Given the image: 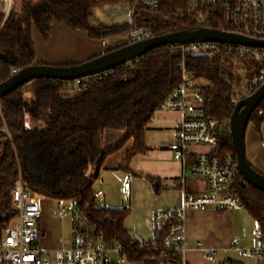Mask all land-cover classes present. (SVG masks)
<instances>
[{
    "label": "trees",
    "instance_id": "16d2710c",
    "mask_svg": "<svg viewBox=\"0 0 264 264\" xmlns=\"http://www.w3.org/2000/svg\"><path fill=\"white\" fill-rule=\"evenodd\" d=\"M16 3L5 22L0 15V53L4 55L0 60V83L12 78L13 70L20 72L36 65L33 32L38 31L48 43L54 23L85 32L97 41L124 36L140 28L150 29L153 38L201 28L197 14L189 12L187 0H164L157 12L138 5L131 24L102 29L90 25L94 10L106 4H130L129 0H22L19 6ZM226 11L223 5L205 9L206 27L234 32L227 23ZM236 60L243 62L247 82L261 71L260 63L250 57L238 59L226 53L184 55L179 46H167L151 51L138 62L121 66L77 95L67 94L77 91L73 81L41 80L1 98L10 138L2 131L4 124L0 118V239L15 216L11 193L21 175L30 190L46 199L77 201L85 216L104 232L108 244L127 247L132 240L124 226L129 212L99 208L94 196L93 187L106 159L130 139L134 140V146L122 169L134 157L146 153L148 122L161 102L181 84L182 66L209 99L207 116L220 123L222 138L218 153L236 156L230 130L238 103L234 99L236 86L240 83L234 72ZM250 122L257 129L264 124V100ZM106 130L127 135L116 147L105 150ZM241 181L236 169L232 194L264 232V193L250 185L242 186ZM160 246L155 253L138 252L128 255V259L155 264L179 260L169 253L164 257Z\"/></svg>",
    "mask_w": 264,
    "mask_h": 264
},
{
    "label": "built area",
    "instance_id": "2783aa9c",
    "mask_svg": "<svg viewBox=\"0 0 264 264\" xmlns=\"http://www.w3.org/2000/svg\"><path fill=\"white\" fill-rule=\"evenodd\" d=\"M16 0H0V15L8 19ZM164 0H129L132 13L141 5L151 12H157ZM190 13L197 14V23L206 27L203 11L214 5L226 8L227 23L235 34L247 38L264 41V0H187ZM153 38V32L147 28L134 29L129 33V44L139 43ZM184 55L188 53H226L238 59L250 57L261 65L260 73L247 82L245 96L249 97L264 86V49L249 48L219 43H197L179 46ZM139 59L135 61H139ZM133 63V62H131ZM131 63L127 64L130 65ZM183 80L181 84L158 107L157 111L177 112L183 120L177 126L175 142L170 146L176 158L185 162L192 147H207L211 152L198 154L193 175L202 179L208 192L194 199H187L177 209L159 210L154 217V236L149 241L131 240L127 247L111 246L106 241L104 232L100 231L81 211L77 201L71 200L72 209L58 207L59 215H72V242L66 250L47 251L41 246L43 235L40 224L43 210L40 204L42 196L28 188L20 175L12 193L14 218L3 231L0 239V264H111L112 254L120 255V262L125 263L128 255L138 252L155 253L160 247L166 254L179 258L177 262H159L158 264H188L186 260V222L189 211L218 208L225 211L243 209L240 200L232 194L231 186L236 174L237 160L233 154L218 153L222 130L218 120L206 114L209 99L200 91L196 82L190 79L185 67L181 68ZM114 70L95 76L73 81L77 92L87 91L94 81H101ZM19 72L13 70V75ZM126 80V78H125ZM0 118L3 121L2 131L10 138L8 128L3 119L0 105ZM130 182L122 191L128 194ZM97 205L101 206L103 195L95 193ZM257 245L248 250L247 255L257 257L264 264V240L260 232H256ZM153 259V257H152Z\"/></svg>",
    "mask_w": 264,
    "mask_h": 264
},
{
    "label": "crops",
    "instance_id": "0c3cea01",
    "mask_svg": "<svg viewBox=\"0 0 264 264\" xmlns=\"http://www.w3.org/2000/svg\"><path fill=\"white\" fill-rule=\"evenodd\" d=\"M132 14L129 3L106 4L94 10L90 25L95 29L128 25L132 23ZM33 40L37 53L36 65L71 66L127 46L129 34L97 41L90 39L85 32L72 31L65 24L54 23L48 43L36 30ZM183 117L177 112L157 111L147 125L146 153L134 157L129 166L122 169L128 152L134 146V140H128L106 159L94 184V192L103 195L99 208L129 212L124 226L132 240L149 241L153 238L157 211L180 208L185 200L208 192L206 183L193 175L192 168L198 154L211 152V149L192 147L185 162L176 158L170 149ZM126 135V132L106 130L103 148L109 150L116 147ZM245 148L251 167L264 176V124L257 129L250 122L246 130ZM127 182H130V190L125 194L122 189ZM156 189H159V193ZM45 199L42 197L40 200L43 219L45 215L49 216L44 205ZM56 213L55 217H58V210ZM43 219L40 228L45 238L44 230L53 233L55 226L53 229V224L47 221L43 224ZM256 232H260L264 240V232L244 208L239 211L218 208L189 211L186 222L187 263L263 264L260 258L247 255V251L257 245ZM120 260V255L114 252L111 264H155L137 259H128L125 263Z\"/></svg>",
    "mask_w": 264,
    "mask_h": 264
},
{
    "label": "water",
    "instance_id": "95a60500",
    "mask_svg": "<svg viewBox=\"0 0 264 264\" xmlns=\"http://www.w3.org/2000/svg\"><path fill=\"white\" fill-rule=\"evenodd\" d=\"M197 43H219L249 48L264 49V41L244 37L239 34L210 28L194 31H181L162 37H154L139 43L130 44L81 64L71 66L35 65L20 71L8 81L0 83V99L17 89L35 81L51 80L71 82L101 73L116 70L123 65L134 62L151 51L167 46H186ZM4 55L0 53V60ZM264 100V86L249 97L240 100L230 120V130L237 160V171L241 176L242 186L250 185L264 193V176L256 172L246 157L245 136L251 117Z\"/></svg>",
    "mask_w": 264,
    "mask_h": 264
},
{
    "label": "rangeland",
    "instance_id": "374dc122",
    "mask_svg": "<svg viewBox=\"0 0 264 264\" xmlns=\"http://www.w3.org/2000/svg\"><path fill=\"white\" fill-rule=\"evenodd\" d=\"M22 0H18L16 4L20 5ZM11 14V13H10ZM3 16V15H1ZM3 20H5V16H3ZM234 72L237 77L240 79V83L236 86V95L235 100L239 101L238 98L246 97L245 96V88L247 85V79L245 78V67L242 61L236 60L234 61ZM68 95H77L78 92L67 93ZM45 208L49 211V216L45 215L43 219L44 222H49L53 224V229L55 226V232H50L48 230H44L46 233L45 238L41 240V246L47 248L51 251H58V250H66L70 248L72 242V215L61 216L58 214L56 216V212L58 210L59 205H62L64 208L69 210L72 209V203L70 201H54L51 199H45L44 201Z\"/></svg>",
    "mask_w": 264,
    "mask_h": 264
}]
</instances>
